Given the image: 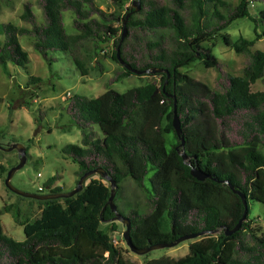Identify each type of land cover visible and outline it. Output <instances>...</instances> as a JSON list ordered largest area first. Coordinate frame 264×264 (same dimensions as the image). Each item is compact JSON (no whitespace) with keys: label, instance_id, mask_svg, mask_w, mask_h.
Segmentation results:
<instances>
[{"label":"trees","instance_id":"trees-1","mask_svg":"<svg viewBox=\"0 0 264 264\" xmlns=\"http://www.w3.org/2000/svg\"><path fill=\"white\" fill-rule=\"evenodd\" d=\"M126 1L111 0L118 10L107 11L95 0H35L43 23L37 22L32 3L25 2L19 18L30 27L0 24V64L26 67L29 58L18 37L27 36L49 63L56 60L49 53L63 52L81 75H87L88 62L102 71L97 58L101 44L112 42L113 50L102 56L119 68L106 87L130 75L149 79L125 92L109 88L94 98L73 94L61 105L68 117L65 130L81 131V145L61 148L78 166L76 181L101 167L118 187L126 179L137 185L142 203L116 205L130 221V238L137 249L204 230L232 228L244 210L232 185L245 194L248 204L235 233L224 235L222 229L218 235L206 234L190 242L188 253L180 258L163 256L144 264H264V233L252 227L249 207L250 200L264 205V90H251V84L264 78V51H252L253 40L232 41L222 32L235 18L248 16L251 3L264 0H239L236 5L229 0H139L140 9L130 10L127 33L119 44L122 20L129 11H121ZM67 10L74 15L73 34L64 28L62 14ZM253 21L264 23V8ZM261 36L264 31L256 33V39ZM217 37L244 55L240 75L223 70L213 54ZM118 44L120 58L131 69L160 71L137 74L127 69L116 58ZM196 60L219 71L215 89L179 70ZM174 100L186 161L209 175L204 180L190 174L176 149L180 141L172 126ZM57 180L58 175H52L42 189L61 192ZM109 189L107 180L91 177L71 197L39 200L40 213L33 221L15 213L23 240L5 234L0 221V264H135L103 228L113 217L107 204ZM10 209L4 205L0 215ZM111 227L116 230L114 222Z\"/></svg>","mask_w":264,"mask_h":264},{"label":"rangeland","instance_id":"rangeland-1","mask_svg":"<svg viewBox=\"0 0 264 264\" xmlns=\"http://www.w3.org/2000/svg\"><path fill=\"white\" fill-rule=\"evenodd\" d=\"M95 1L104 10H118L111 0ZM229 1L234 5L239 2V0ZM25 2L32 3V11L37 22L43 23L41 10L35 0H2L0 2V24L11 22L17 26L30 27L28 23L19 18ZM132 2L133 0H127L121 11H125ZM261 8H264V3H251L248 6V16L235 18L222 32L229 34L232 41H236L239 37L253 40L254 43L250 49L264 51V36L256 39V33L264 31V23L258 22L255 25L253 21L254 18L259 17ZM73 17L70 10L64 11L62 14L64 28L68 34L76 32L72 25ZM3 37V34L0 33V42L3 41ZM213 40H215L212 48L213 54L222 63L223 70L233 75H240L245 59L244 55L236 53L232 47L223 42L221 37ZM18 41L29 58L26 67L16 66L11 62L6 63L5 66L0 64V143L3 145L21 143L26 150V161L14 171L10 183L22 191L44 194L48 192L47 188L39 190L38 187H42L49 177L57 174L58 180L55 185H58L62 192H66L71 190L77 182L75 171L78 166L63 155L61 148L68 143L81 145V131L76 127L65 130L68 117L61 110V105H64L67 98L73 94L94 98L109 88L125 92L132 87L144 84L149 77L130 75L106 87L108 78L114 70L119 68L114 60L102 56L104 52L113 50L112 42L101 44L103 48L97 58L103 66L102 71L91 66V63L88 62V67H90L88 74L81 75L65 53H49V56L56 58L49 63L32 48L30 37L19 36ZM179 70L206 83L213 89L216 88V80L219 77L217 69L205 67L202 62L196 60L180 67ZM31 76L39 77L40 81L29 82ZM251 90H264V78L251 84ZM94 127L98 135L101 136L99 128ZM18 161L15 149L11 151L0 149V165L6 169L3 172L0 171V209L4 205H11L9 211L2 212L0 221L5 234L15 240H23V228L17 223L18 218L15 217V213L19 215V218L33 221L39 216L41 204L39 200L19 197L5 186L7 171ZM91 177L100 176L94 174L88 177L84 181V185ZM143 200L142 191L131 179H126L119 187L117 186L113 202L124 208L128 205L142 203ZM249 207L250 217L253 219L252 227L259 234L264 233V205L250 200ZM111 222H114L116 230L111 227ZM103 228L109 233L114 243L121 247L123 256L135 264H144L149 260L163 256L180 258L188 253L190 242L199 240L206 235L184 240L174 246L155 248L148 253L139 255L130 251L123 241L121 234L125 226L121 222L107 221ZM221 232L222 229H219L210 234L218 235ZM117 235L120 237L117 238Z\"/></svg>","mask_w":264,"mask_h":264},{"label":"water","instance_id":"water-1","mask_svg":"<svg viewBox=\"0 0 264 264\" xmlns=\"http://www.w3.org/2000/svg\"><path fill=\"white\" fill-rule=\"evenodd\" d=\"M140 9V1L139 0H133V2L131 3V5L129 6V11H127V13L124 16V19L122 20V31H121V35H120V42L122 41V39L125 37L126 33H127V28H126V21L131 13L130 10L133 11H139ZM119 44L117 45V50H116V58L117 60L120 62V64H122L123 66H125L127 69H131V67L126 64L125 62L122 61V59L119 56ZM132 72L140 74L142 72L144 73H153V72H157L160 71V69L158 68H150V69H145L144 71H139V70H134L131 69ZM164 72H166V70H164ZM169 75L167 74V77ZM157 90L154 91V93H156ZM172 126L176 132V135L178 136L179 139V147H176V149H178L180 156L182 157L183 161L186 162V164L188 166H190V174L195 177L197 180H204L205 178H208L209 175L204 173L202 170L198 169L197 167H195L194 165H192L190 162L186 161L187 160V156L184 152V140L183 137L181 135V130H180V122L178 119V116L176 114V104H175V100L173 101V115H172ZM0 149H3L5 151H11L13 149H15L17 151L18 154V158L19 161L16 165H14L13 167H11L6 174L5 177V186L12 191L13 193L21 196V197H26V198H30V199H34V200H48V199H59V198H66V197H71L73 195H75L76 193H78L79 191L82 190L83 186H84V181L94 175V174H98L101 178L107 180L109 182V197L107 200V204L109 205L111 211L113 212V217L111 218V221L116 220L121 222L124 226L125 229L124 231H122V239L125 242V244L127 245L128 249L136 254H145L148 253L149 251L155 249V248H162V247H170V246H174L176 244H178L179 242H182L184 240H188V239H192L195 238L197 236L200 235H205V234H210V233H215L217 232L219 229H223V233L224 235H230L232 233H235L241 226L242 222L245 220L246 218V214H247V208H248V204L246 201V196L244 193L240 192L239 190H236L233 188L232 185H230V188L233 190L234 193L238 194L241 198L244 210L243 213L241 215V217L239 218V220L237 221V223L232 227V228H227L225 226L221 227V228H216L214 230H204V231H200L197 233H191V234H187V235H183L180 236L179 238L171 241V242H163V243H154L151 245H148L147 247L141 248V249H137L133 246L132 242H131V238H130V221L127 217L123 216L120 212H118L117 210V206L116 204L113 202L114 196H115V192H116V188H117V183L107 174V172L101 168V167H97V168H93L91 170H88L86 172H84L82 175H80V177L78 178L75 186L66 192H54V193H50V192H46L44 194H35V193H31V192H26V191H22L19 190L17 188H15L14 186H12V184L10 183V179L12 177V174L14 173L15 170H17L18 168H20L26 161V150H25V146L21 143H12V144H8V145H3L0 143ZM120 236L117 235V238H119Z\"/></svg>","mask_w":264,"mask_h":264},{"label":"built area","instance_id":"built-area-1","mask_svg":"<svg viewBox=\"0 0 264 264\" xmlns=\"http://www.w3.org/2000/svg\"><path fill=\"white\" fill-rule=\"evenodd\" d=\"M38 175H39V174H38ZM38 189H39V190H41V189H42V187H41V186H39V187H38Z\"/></svg>","mask_w":264,"mask_h":264}]
</instances>
